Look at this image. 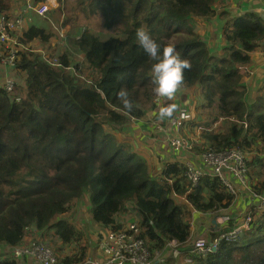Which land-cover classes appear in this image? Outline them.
<instances>
[{
  "label": "trees",
  "instance_id": "1",
  "mask_svg": "<svg viewBox=\"0 0 264 264\" xmlns=\"http://www.w3.org/2000/svg\"><path fill=\"white\" fill-rule=\"evenodd\" d=\"M76 1L88 18L101 16L112 33L103 36L83 29L78 38L73 36L72 53L54 58L56 65L37 53L21 52L20 70L25 72L21 99L15 102L0 88V250L36 239H25L32 229L39 237L49 236L60 255L64 246L82 236L65 215L87 196L89 217L104 232L122 228L120 216L132 206L140 237L152 252L166 256L156 264H176L165 246L170 240L180 248L187 243L190 212L173 195L183 196L203 213L228 208L234 196L215 176L204 175L190 187L180 163H168L156 177L151 175L143 157L110 132L140 119L156 105L154 61L139 46L135 32L143 27L162 46L174 43L190 62L179 89L200 88L210 122L221 119L218 130L203 131L205 144L199 145L200 150H244L264 141V98L249 105L241 84L243 65L264 41V21L256 11L228 18L224 17L229 13H219L225 20L221 27L225 46L221 54H212L194 30V17L215 16V0ZM9 8L10 0H0V13ZM50 35L30 25L20 39L46 42ZM121 89L128 92L130 109L117 95ZM250 164L258 167L254 174L260 177L248 185L263 194L264 169L257 158ZM77 248L79 253L73 255L56 254L58 260L82 262L86 248ZM1 254L0 264H18L8 253ZM192 264H264V210L256 212L237 239L222 240L215 252L194 257Z\"/></svg>",
  "mask_w": 264,
  "mask_h": 264
},
{
  "label": "built area",
  "instance_id": "2",
  "mask_svg": "<svg viewBox=\"0 0 264 264\" xmlns=\"http://www.w3.org/2000/svg\"><path fill=\"white\" fill-rule=\"evenodd\" d=\"M246 10H253L250 2L244 5ZM48 5H42L37 9L40 15L47 13ZM47 11V12H46ZM20 19L11 14L0 13V88L9 95L14 93L16 86L15 72L20 70L21 50L18 46L26 47V43L21 41V36L15 30H20ZM24 45V46H23ZM56 65V59H53ZM187 113L180 111L173 119L176 128L182 126V122L187 119ZM166 142L174 152H188L192 156H199L202 166L196 165L189 160L183 164V175L188 180L190 187L197 186L199 179L204 175L217 177L226 190L233 194L234 187L247 185L249 166L246 163L245 153L239 147H230L224 150H216L207 147L201 150L194 149L192 141L183 137H165ZM235 181V183H234ZM257 202L255 209L245 215L241 224L230 225V215L219 216V225L223 230L212 239L199 237L191 245L180 248L179 243L170 240L166 243L173 260L178 264H192L194 257L206 256L215 252L222 240L233 241L240 233L248 230L249 224L254 219L256 212L264 210V193L256 194ZM141 228L136 221L125 224L118 230L109 229L105 231L99 240L98 254L94 258H86L80 264H154L164 262L163 255L159 252H152L140 237ZM10 256L16 260L26 258L33 264H64L59 262L58 256L44 243L37 240L15 247H6Z\"/></svg>",
  "mask_w": 264,
  "mask_h": 264
},
{
  "label": "crops",
  "instance_id": "3",
  "mask_svg": "<svg viewBox=\"0 0 264 264\" xmlns=\"http://www.w3.org/2000/svg\"><path fill=\"white\" fill-rule=\"evenodd\" d=\"M26 1L27 2L32 1L34 3V5H31L30 3L26 5V2H25V3L20 5V8H21V11H20V10L12 7L13 1L10 0V8L8 10L14 14L16 12H20V13H16V15L11 14L13 17H18L20 19V23H21L20 24L21 25L20 30L17 29L14 31L20 36L24 32V30H26L28 27V25L24 21V14H25L26 10H29V14L27 16H28V19H30V20L32 18L31 15L35 16L36 18H38L40 20H44L42 18L51 19L49 11L50 10L54 11L57 9L61 12L65 8V6L69 0H61L63 2L62 5H60L59 2H57V0H45L43 2H38V3H35L34 0H26ZM248 2H250L252 4L253 10H246V8L244 7V5L247 4ZM42 5H48L49 10L47 13L40 15L37 12V9L40 8ZM225 5H227V6L225 8H222V11L229 13V15L226 16L227 18L231 17V16H235L241 12H244V11H256L257 13H260L257 11V9L264 10V0H228V2ZM215 12H216V15L211 17V18L194 17V22L199 23L201 21H208L212 18H218V19L222 20L221 16H219V13H221V12L218 13V10L216 8H215ZM224 21L225 20H222L221 23H224ZM44 24L46 25L45 27H42V26H39V27H42L47 33L48 30L52 28V24L50 21H46V20H45ZM64 26L65 27H60V29H61V33L59 34L60 37L64 38L65 35H67V36L72 35L73 36L72 33H75V31L69 33L67 31L68 25L65 23ZM47 34H49V33H47ZM78 36H79V34L75 35L74 37L78 38ZM221 38L223 40V41H221V42H223V44H221V45H220V41L216 45L215 44L211 45L210 39H203V38L202 39L207 44V46L209 47L211 52H217V53L221 54L223 52V47L225 46V41H224L223 37H221ZM35 41H40V40L34 39L31 42H28V43L25 42L27 44L25 46L27 47L28 45H31V43L35 42ZM26 47L23 48L20 45V46H18V49H20V50L26 49ZM31 47H32V50L35 52V49L33 48L32 45H31ZM36 51H39V50H36ZM21 52H22V50H21ZM63 52H61V53H63ZM37 53H39V52H37ZM56 56H54L52 58L48 57V59H54ZM80 59H81V57L79 56V60ZM250 59H251L250 62L246 65H243V67H242L243 75L241 78V84L245 90V93H246L245 98H246L248 104L249 105L252 104L255 106L256 100L258 98H260V97L264 98V41L258 43V45H256L255 49L250 52ZM21 96H19V94L15 93L13 95L14 101L15 102L19 101L21 99ZM201 107L203 108L202 104H201ZM187 108L190 109V106ZM158 110H159V105L156 104L153 109L147 110L145 112V114L140 119H136V120L132 119L131 120V121H134L135 126L138 127V130L135 131V134H136L135 143H139L140 141H142L140 144L141 148L145 151V153H148V154L152 155L154 158H156V160H157L156 168L160 172L162 171L164 166L168 163H180L183 165V164H185V162L192 160V161H194V163L196 165L202 166L203 164H202V161H201L199 156H192V154L185 152V151L184 152H178V153L174 152L171 149V147L168 145V143L166 142L165 137H173V136L184 137L185 139L192 141L194 146L196 143L197 144L196 147L199 148V149H197V148L196 149L199 151L200 147H198V146L201 143L205 144L204 139H202L203 131L218 130V128L220 127L221 119L211 123L210 119L208 117H206V121L205 120L201 121V122H205V124L199 122L200 120H194L196 123H192V124H190V127H188V126H186V123L189 122L188 115L195 114V113H190L187 109H180L178 111L176 110V112L173 114V116L171 118H167V120H164L166 122V125H167L166 126L162 123L161 124H155V122L152 120L151 117L157 116ZM180 111H184L188 115H187V119L182 122V126L179 128H176L174 123H173V119L176 116V114ZM153 112H154V115H153ZM196 114H198V113H196ZM160 122H161V120H160ZM129 123H130V121L127 124H125L123 127H120L118 129L124 128ZM188 129H189V131H188ZM111 130H110V132H111ZM189 138H192L194 140L189 139ZM245 155H246V152H245ZM261 178H264V175H262ZM257 180L258 179H254V181L252 180L251 184H253L254 182H257ZM236 187L238 188V193L235 196L234 201L226 209H221V210H219V212H205V213H203V212H198L193 207H191V210H192L191 217L194 219L193 223L195 225H193L194 226V229H193L192 224L190 223V237H189V240L187 241V243L185 244L186 247L191 245L192 242L199 237L208 238L210 240L213 237L217 236L223 230V226L219 225V221H220L218 219L219 216H222L223 214L230 215V220L228 222L230 225L233 226L234 224L235 225L241 224L242 221L244 220L245 215L248 214L249 212H251L253 209H255L257 200H256V198H254L256 193H254L252 188H250L249 185L246 188H243L239 185H236ZM176 196L177 195H175V194L173 195V197H176ZM127 208H128V206H127ZM224 212H226V213H224ZM122 219L124 220V218H122ZM206 220H208V222H206ZM128 221L129 222L137 221V216H135V214H134ZM101 228H102V226H99L98 224L94 223V229H95L94 243H95V238L96 239L99 238V236H101L104 233V231H102ZM95 247H96V251H95ZM93 251H95V254L97 255L98 254V247L94 245ZM168 251H169V249L167 250L166 253H168ZM87 254L89 255L90 253H87V248H86V257L88 256ZM27 263L33 264V262H31L28 259H23V260H20L18 262V264H27Z\"/></svg>",
  "mask_w": 264,
  "mask_h": 264
},
{
  "label": "rangeland",
  "instance_id": "4",
  "mask_svg": "<svg viewBox=\"0 0 264 264\" xmlns=\"http://www.w3.org/2000/svg\"><path fill=\"white\" fill-rule=\"evenodd\" d=\"M11 1H13L12 7L20 11H21L20 5L25 2H26V5L29 3L31 5H34L32 1L30 2H27L26 0H11ZM227 2L228 0H215L214 7L218 10V13L223 12L222 8H225L227 6L225 5ZM3 13L14 14V13H11L10 11H3ZM16 13H20V12H16ZM16 13L14 15H16ZM28 14H29V10H26L24 14V21L28 26L35 25V26L45 27L46 26L44 24L45 20L50 21L52 24V28L49 29L47 32L51 34L48 41L44 42L40 40V41H35L31 43V45L35 49V52L32 50L31 45H28L26 49H22V52H34V53L39 52L40 54L39 53L37 54H39L41 58H48V57L52 58L56 55L59 56L61 52L65 50L66 51L63 53H68V54L72 53V41L74 40L73 36L80 34L83 29H88L94 32H98L102 34L103 36L106 35L107 33H112V30H107L105 28L104 19L101 16H98V14L92 15L91 17L88 18L86 16V13L81 9V7L77 5L76 0H69L65 8L61 12L57 9L54 11L50 10L49 14H50L51 19L42 18L44 20H40L36 18L35 16L31 15L32 18L30 20L28 19V16H27ZM222 20L218 18H212L208 21H201L199 23H194V30L201 36V38L210 39L211 45H214V44L216 45L218 44L219 41L221 45L223 44V42H221L223 41L221 38L223 37L221 27L224 24V23H221ZM65 23L68 25L67 31L69 33L75 31L78 34L72 33L73 34V36L71 35L72 37L65 35L64 38H61L59 35L61 33L60 27H65L64 26ZM36 50H39V51H36ZM212 54H220V53L212 52ZM74 58L79 60V56L74 55ZM14 75L16 79V86H15V90L13 94L16 93V94H19V96H21L22 91H23V81H24L25 73L22 71H16ZM0 86H1V83H0ZM200 93H201V89L197 88L196 86H193L187 89H179L176 95L173 97V99L169 101H165V103H175L177 105V111L180 109H187L190 113H195V114L188 115L189 122L186 123V126L190 127V124L196 123L194 120H200L199 122H201L202 120L206 121V117H208V114L205 111V109L201 107V104L204 103V100L202 99ZM7 95L9 94L7 93ZM9 96L13 97V95L11 94ZM155 99L156 97L154 98V100ZM189 106H190V109L187 108ZM153 115H154V112H153ZM151 118L155 122V124L162 123L166 125V122L164 120H167V118H164L163 120H161L158 118V115L152 116ZM201 123L205 124V122H201ZM134 126H135L134 121H130V123L124 128L118 129V130H111V133L114 135L117 142L124 144L125 147L129 146L132 152H135L141 157H143V159L147 162V165L150 167L151 175L156 177L158 174H160L159 173L160 171L156 168L157 160L152 155L145 153V151L141 148L140 144L142 141H140L139 143H135V138H136L135 131L138 130V127L137 126L134 127ZM189 139H192V138H189ZM244 151L246 152L245 158H246V163L249 166L248 175L250 177V180H247V185L243 186V188H246L250 181L252 182V180L254 181V179H259L260 177V176L256 177L254 174V172L256 171L258 167L253 166L252 164L249 165V163L251 161H254L255 158H257V161L261 163L262 165L260 166L261 169H264V141L258 140L250 148L246 147ZM233 187H234L235 193H233L232 195L234 196V199H235V196L238 193V188L235 186ZM174 198L176 199V202L185 204L187 211L190 212V215L189 216L187 215V219L189 223L192 224V228L194 229V226H193L195 225L193 223L194 219L191 217L192 215L191 207L192 206L188 202H186L183 196H176ZM88 209H89V201L86 196V197H83L81 200H78L75 203H73L70 209L68 210L67 214L65 215V218L69 222H71L80 232H82V236L80 240L77 241L76 243H73L69 246H64L63 252L60 255L56 253L58 256L64 257L66 255H73L75 253H79V250L77 247H82V246L84 248H87V253H90L89 255L87 254L88 256L96 255L95 254L96 247H95V251H93V249H94V245L95 246L97 245L98 238L97 239L95 238V243H94V236H95L94 223L91 221L89 217ZM134 214L136 216V211L132 210V206H128V208L126 209V212H124L120 216L121 218H124V225L129 222L128 220ZM206 222H208V220H206ZM102 231L104 230L102 229ZM31 238L38 239L40 242L48 245L52 250L54 249L53 252L55 251V246L52 244V242L48 241L50 239L49 236L39 237V234L37 233L34 234V230L28 229L25 234V239L29 240ZM205 239H208V238H205ZM52 241L56 242L57 244H61V242L58 241V239H56V237H53V236H52ZM6 247L7 246H4L0 250V253L2 254L6 253L7 251ZM154 251L159 252L156 250ZM163 258L165 259L166 256L163 255ZM154 264H156V262Z\"/></svg>",
  "mask_w": 264,
  "mask_h": 264
},
{
  "label": "clouds",
  "instance_id": "5",
  "mask_svg": "<svg viewBox=\"0 0 264 264\" xmlns=\"http://www.w3.org/2000/svg\"><path fill=\"white\" fill-rule=\"evenodd\" d=\"M258 12L264 11L257 9ZM136 39L143 51L154 61L151 65V78L155 85L153 91L155 103L159 105L158 118H171L177 110L175 103H165L172 100L184 80V70L191 67L190 62L182 58L174 43L161 45L153 36L141 27L135 32ZM126 109L132 107L128 92L121 89L117 93Z\"/></svg>",
  "mask_w": 264,
  "mask_h": 264
},
{
  "label": "bare ground",
  "instance_id": "6",
  "mask_svg": "<svg viewBox=\"0 0 264 264\" xmlns=\"http://www.w3.org/2000/svg\"><path fill=\"white\" fill-rule=\"evenodd\" d=\"M101 236H102V235H101ZM101 236H99V238H98V240H97V245H96L97 247H98V245H99V240H100V237H101ZM35 240L39 241L38 239H35ZM39 242H40V241H39ZM41 243H42V242H41ZM47 246H48V245H47ZM95 256H96V255L87 256L86 258H94ZM86 258H85V259H86ZM85 259H84V260H85ZM84 260H83V261H84ZM83 261H82V262H83ZM59 262H60V261H59ZM80 263H81V262H79V263H77V264H80Z\"/></svg>",
  "mask_w": 264,
  "mask_h": 264
},
{
  "label": "water",
  "instance_id": "7",
  "mask_svg": "<svg viewBox=\"0 0 264 264\" xmlns=\"http://www.w3.org/2000/svg\"><path fill=\"white\" fill-rule=\"evenodd\" d=\"M259 15H260V17L262 18V20L264 21V11H261V12L259 13Z\"/></svg>",
  "mask_w": 264,
  "mask_h": 264
}]
</instances>
